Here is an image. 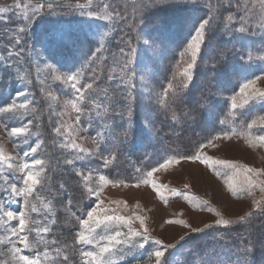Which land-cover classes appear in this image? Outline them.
Segmentation results:
<instances>
[{
	"label": "trees",
	"instance_id": "1",
	"mask_svg": "<svg viewBox=\"0 0 264 264\" xmlns=\"http://www.w3.org/2000/svg\"><path fill=\"white\" fill-rule=\"evenodd\" d=\"M143 2L141 5L140 0L116 1L111 11L119 10L128 19L113 18L107 22L109 25L99 21L79 24L73 15L63 16L72 12V9L62 11L61 4H66V0L44 1L53 8L35 16L31 12L27 15L31 20L12 14L9 22L0 23V106H6L16 94V83L10 82L19 76L15 69L22 71L34 87V60L38 54L60 73L75 76L68 86L59 85V94L71 106L75 125L87 142L84 146L91 150L93 138L102 144L98 153L84 156L82 170L120 184L141 183L150 171L167 160L194 157L197 149L216 136L232 134L259 144L256 133L264 134L257 124V117L264 115V102L259 99L248 105L236 102L238 107H232L240 87L248 79L264 74V59L260 58L264 52V1L240 0L242 5L253 9L250 30L244 33L224 27L225 18L237 12L235 0L231 8L213 11L215 18L192 70L193 79L183 92L174 90L182 82H188L182 75L191 59L186 52L187 42L207 11V0H198L205 7H194L191 3L144 8L149 0ZM33 21L34 24H29ZM20 28L24 31L20 32ZM17 64L27 69L17 68ZM5 68L13 73L6 74ZM6 81L11 85H6ZM89 83H93L92 89L86 88ZM73 84L82 90V102L75 100L77 92ZM169 84L173 90L165 96L164 89ZM29 95L26 111L29 115L16 119L13 114H0V127L9 133L11 127L24 126L22 140L16 143L25 142L26 146L16 147L18 153H29L40 145L34 159L43 161L38 168L44 169L41 177L45 188L39 190L43 199L35 201L42 215L33 218L51 226V232L38 249L26 254L43 260L44 252L54 257V248L73 241L79 229L76 216L82 215L84 196L75 183L81 182L75 174L78 161L73 165L65 163L74 152L60 147L49 105L45 108L35 88L29 89ZM73 103L82 110L75 111ZM249 123L251 129L247 127ZM104 158L110 161L107 167ZM61 184L65 186L63 189ZM2 187L0 175V193ZM53 197L54 225L52 217L43 213V204ZM68 201L78 207L77 212L67 208ZM31 237L36 235L32 232ZM0 239H3L1 230ZM53 240L54 245L49 243ZM249 244L251 251L245 258L244 249ZM174 245L166 252L168 264H201V256L208 264H264V213L257 211L251 223H234L228 228L210 225ZM68 254L69 264H83L79 251L70 250ZM143 259L135 252L123 264H138Z\"/></svg>",
	"mask_w": 264,
	"mask_h": 264
},
{
	"label": "rangeland",
	"instance_id": "2",
	"mask_svg": "<svg viewBox=\"0 0 264 264\" xmlns=\"http://www.w3.org/2000/svg\"><path fill=\"white\" fill-rule=\"evenodd\" d=\"M44 1L46 0H19L24 6L16 9L14 5L17 0H0V8L7 9V11L0 14V16H7L9 18L10 15L13 14L15 18L22 17L25 20L27 15H31L32 9L39 5H43L39 13L44 11L48 12L53 8L52 6L44 4ZM66 1V4H61V6L64 7L62 11L67 12L72 9V12L63 16L73 15L72 17L79 24H84V22L90 24L99 21L102 22V25H109L107 22L111 19H105L104 17L110 15L112 12V4L118 0H92L91 7L87 6V0ZM126 1L129 2L134 0ZM143 1L145 0H140V3H142L141 5L144 4ZM193 2L194 0H168V5L181 7ZM105 5L108 7H104ZM162 7L165 8L167 6L163 5ZM9 21L8 19V22ZM0 23L5 24L3 19H0ZM29 24H34V21L29 22ZM262 34L264 35V30ZM31 37L32 36L29 38L31 39ZM30 44L31 41H29L28 46H30ZM261 55L264 56V52ZM41 59V56L38 54L36 60H34V87L29 84V78L26 77L22 71L18 69L14 70V72L20 76L13 77L14 80H10V82L14 81L16 83V94L5 107H11L13 100L17 99L28 106L30 97L29 89H31V87L35 88L36 91L40 93L45 108H47L48 104L52 111L50 113L47 109L50 119L57 128L61 129L60 134H58L60 143H71L72 140H75L78 146L88 149L87 146H84L87 144L85 137L75 125L70 104L65 99H62L59 94L60 84L62 86L69 85L70 81L67 80L68 75L60 73L53 66ZM16 67L22 68V70L27 69L26 66H20L19 64H17ZM5 72L6 74L13 73V71L10 72L7 68H5ZM57 75L61 77L60 80L55 79ZM260 77L261 80L257 82V87L264 89V74ZM10 82L6 81V85H11ZM21 92L27 93L26 99L24 96L18 95ZM235 100L240 104L243 103L244 98L238 93ZM27 108L28 107H26V109H13V113L16 111L26 112ZM13 113H9V115ZM0 114L6 113L0 112ZM9 123L12 124V122ZM261 123L262 122L257 119V124L261 125ZM69 125H71V127H69ZM20 135H22V133ZM20 135L10 138L9 133L0 127V175L3 181L2 192L0 193V204H6L7 208H11L13 211L20 208L21 204H14L8 199V195L3 191L5 187L4 179H7L10 183L22 184V180H19L18 177L22 175L20 166L25 162L29 163L33 172L39 169L38 166L34 164V153L29 151V155L27 156L24 155L26 152L21 153L19 151L20 154L18 153L16 147H21L22 144L26 146L25 142L19 145L16 143L22 140ZM55 136H57V134ZM221 137L226 138H215L207 142V144H205L207 145L206 147L203 145L197 149L194 157L198 156L200 160H189L187 158L167 160L150 171L152 173L151 176L147 174L141 183L135 184L138 185L136 187L133 186L134 184L116 183L105 177L101 179L102 176L93 175L92 173H88V171L82 170L85 164V157L82 154V157L76 160L78 161L76 168L77 171L81 172L83 175L78 176L81 180L80 183L78 181L75 182L82 188V195L84 196L82 199L84 205L82 204L81 206L83 207L81 208L83 210L81 217H86L87 211L95 206L94 201H96L97 198L87 194L88 187H91L96 192H99V201H103L104 205L109 208L117 209L120 215L125 217L134 215L141 216L145 220L148 234L153 240H161L165 248L179 242L181 237L187 238L199 232L193 231L194 229L203 230L206 224L215 225V220L217 219H239L241 215L253 211L254 198L264 203V195L257 190L254 192V197H233L228 191L225 181L233 175L234 170L226 169L220 164H214L213 161L224 160L237 165L242 164L264 173V147H260L251 139L249 140L241 136L231 134L222 135ZM249 143L256 144L257 146L249 148ZM201 160L206 161V163H202ZM169 161H171V163H168ZM9 163L12 165L11 168L8 167ZM208 165H211V167ZM84 175L89 176L88 181L83 180ZM251 178L258 185L264 182V175L252 176ZM153 183L160 189L159 195H157L156 191L151 187ZM63 192L66 191L64 190ZM161 196L163 199L160 198ZM114 201H121L122 203L117 205L113 203ZM67 208L75 212L78 211V207L72 206V203L69 205V201L67 203ZM76 217H78V215ZM168 220L181 221L182 223H165V221ZM11 223L15 224L16 221L13 220ZM184 224L188 225V227H184ZM44 225L46 224L41 221V223L35 225L34 228L43 227ZM131 227L134 230H141L138 221H133ZM0 230L2 238H5L6 233L3 227H0ZM121 231L127 232V228H122ZM33 233L37 235L36 232ZM121 239H123V237H121ZM81 247L90 250L89 246ZM154 248L155 245L148 244L146 249L135 251L144 258L139 261L138 264H149V252H152ZM31 256L32 255H30V257ZM152 259L154 261V258ZM46 264H48V262H46Z\"/></svg>",
	"mask_w": 264,
	"mask_h": 264
},
{
	"label": "snow or ice",
	"instance_id": "3",
	"mask_svg": "<svg viewBox=\"0 0 264 264\" xmlns=\"http://www.w3.org/2000/svg\"><path fill=\"white\" fill-rule=\"evenodd\" d=\"M92 0H87V6L91 7ZM233 0H207V11L198 21L197 26L194 29V35H191L190 41L187 42L186 52L190 54V62L187 63L186 68L184 69L182 75L187 79L188 82H182L180 86L174 91L183 92L184 89H187L190 86L192 81V70L196 65L197 60L199 59L202 47L207 39V33L211 29L214 16L212 15L213 11L218 8L227 6L231 8ZM157 5H168V0H149V4L144 5V8L149 6ZM19 0L15 3L14 7L19 9L23 7ZM134 6V5H133ZM193 6L205 7V5L198 4V0H194ZM104 7H108L105 5ZM235 7L237 12L235 14L230 13L224 21V27L226 29L232 30L234 33H244L250 30V25L252 22L250 13L253 11L252 8H249L247 4H241L240 0H235ZM43 8V5H39L36 8L32 9L33 16L37 15ZM7 9L0 8V14L6 12ZM105 19H117L127 21V16L122 14L119 10H113L109 16L104 17ZM0 19H3L5 23L8 22L7 16H0ZM32 17L26 16L25 20H31ZM20 32H23L24 29L20 28ZM15 43L19 45L20 41L16 40ZM99 51V49H98ZM183 55V54H182ZM264 59V56L260 57ZM251 59V57H249ZM111 79V77H109ZM56 80H60L61 77L57 75ZM75 76H68V81L75 80ZM261 80V77L257 76L255 79H248L239 89V95L244 98V105H248L251 101L259 99L261 102H264V89L257 87V82ZM94 83V81H93ZM93 83L86 85L87 89L93 88ZM73 88L77 92L75 100L82 102V90L77 88L73 84ZM173 90L172 84H169L167 88L164 89L165 96L167 93ZM18 95H22L27 98V93L21 92ZM27 105L17 100H13L11 107L0 106V112L2 113H13V109H26ZM97 108L100 105H96ZM232 107L235 109L238 107L235 99H233ZM72 108L80 112L82 109L77 108L76 103L72 104ZM33 113L35 109L33 108ZM29 113L16 111L13 113V117L16 119H24ZM131 115V112H129ZM262 123L260 125L261 129H264V115L257 117ZM79 123V117L76 120ZM71 127V125H69ZM249 129L252 128V124L247 125ZM7 130V128H6ZM24 126L20 127H11L9 136L17 137L24 132ZM57 134H60L61 129L56 128L54 130ZM78 134V133H77ZM258 137L259 144L258 146L264 147V134L256 133ZM216 139L226 138L221 136H216ZM83 139V138H81ZM94 147L89 150L84 147H80L76 144L75 140H72L71 143H61L62 148H68L74 152V155L66 158L65 163L67 165H73L75 160L80 158V154L84 156H90L98 153L102 147L101 143L96 142L93 138ZM39 144L36 147L31 149L32 153H36ZM205 147L207 145H204ZM256 144L249 143L248 147H256ZM25 156L29 153H25ZM10 159V158H9ZM189 160H200V157H187ZM112 160H115V155L112 156ZM109 159L104 158V166L107 167L109 164ZM202 163L206 161L201 160ZM43 163L42 160L36 159L34 164L39 166ZM168 163H171L169 161ZM214 164L223 165L226 169H232L233 175L229 177L225 184L227 185L228 191L233 197H244V196H253L254 192L259 191L264 195V182H261L259 185L251 178L252 176L264 175V173L259 172L257 169L252 167H246L245 165H237L230 163L224 160L213 161ZM166 166V165H162ZM211 167V165H208ZM9 168L12 167L11 163L8 165ZM20 172L22 175L18 177L19 180H22V184L19 183H10L7 179H4L5 187L3 191L7 193L8 199L14 204H21L20 208H17L13 211L11 208H7L6 204H0V227H3L6 236L3 239H0V264H69L70 257L69 251L76 250L79 251V255L83 264H123L124 259L129 254H134L135 251H140L146 249L148 244L155 245L154 250L149 254L150 260L149 264H168L166 258V252L168 248H174L175 245H169L168 248L162 244L161 240H153L148 234V229L145 226V220L139 216H128L125 217L120 215L115 208H109L104 205L103 201H99V192H96L93 188L88 187L87 194L89 196H95L97 198L94 201L95 206L87 211L86 217L78 216L79 229L74 233V239L71 243H65L62 248H54L53 252L55 256H49V253L46 251L43 253L44 259L42 260L39 256L32 258L26 252L28 250H35L40 247L45 241V237L48 233L51 232V226L44 225L43 227L34 228L33 225H38L41 223L40 220L34 219L32 214L37 216L42 215L41 209L36 206L35 201L42 200L43 197L40 195L39 190L45 188L44 179L41 177V173L44 172V169L41 167L37 171L33 172L30 168L29 163L25 162L20 166ZM76 176L83 175L81 172H76ZM149 176L152 175L151 172L148 173ZM242 177V179H241ZM103 179V177H101ZM84 181L89 180V176H83ZM134 187L138 185H133ZM61 189L65 186L60 185ZM153 190L156 191L157 195L160 193V189L157 188V185L153 183L151 185ZM10 189V190H9ZM163 199V197H160ZM48 200L47 203L43 204V213H47L48 216L52 217L51 224L56 223L55 212L53 200ZM22 202V203H21ZM69 201V205H70ZM119 205L121 201H114ZM254 208L253 211L241 215L238 221H232L229 219L220 218L215 220V226L220 228H228L234 223H251L253 215L259 211L264 213V203L261 200L253 199ZM218 215V214H217ZM6 218V219H5ZM47 219V216H45ZM15 220L16 223L12 224L11 222ZM133 221H138L140 225V231L134 230L131 227ZM165 223H182L181 221L168 220ZM184 227L188 225L184 224ZM210 227V225H205V228ZM122 228H127V232L121 231ZM193 231H202V229H194ZM36 232V237L32 238L31 233ZM43 234V235H41ZM123 237V239H121ZM217 238L222 239V236ZM184 237H181L183 240ZM51 244H56V241H50ZM79 246H89L90 250L79 247ZM251 251V245L249 244L244 249V255ZM168 255H171L169 252ZM191 255V251H189ZM10 256V258H9ZM118 258V259H116ZM154 258V261L153 259ZM201 264H208L206 260L201 256Z\"/></svg>",
	"mask_w": 264,
	"mask_h": 264
}]
</instances>
